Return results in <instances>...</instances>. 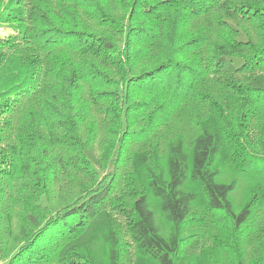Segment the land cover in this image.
<instances>
[{
    "label": "trees",
    "instance_id": "obj_1",
    "mask_svg": "<svg viewBox=\"0 0 264 264\" xmlns=\"http://www.w3.org/2000/svg\"><path fill=\"white\" fill-rule=\"evenodd\" d=\"M0 264H264V0H0Z\"/></svg>",
    "mask_w": 264,
    "mask_h": 264
},
{
    "label": "rangeland",
    "instance_id": "obj_2",
    "mask_svg": "<svg viewBox=\"0 0 264 264\" xmlns=\"http://www.w3.org/2000/svg\"><path fill=\"white\" fill-rule=\"evenodd\" d=\"M1 34H4V30L1 32Z\"/></svg>",
    "mask_w": 264,
    "mask_h": 264
}]
</instances>
